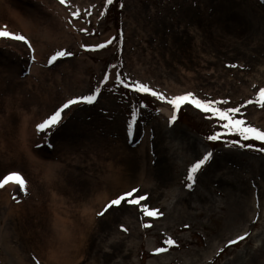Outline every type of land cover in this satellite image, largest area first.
I'll return each instance as SVG.
<instances>
[{
	"label": "rangeland",
	"instance_id": "obj_1",
	"mask_svg": "<svg viewBox=\"0 0 264 264\" xmlns=\"http://www.w3.org/2000/svg\"><path fill=\"white\" fill-rule=\"evenodd\" d=\"M11 173L0 264H264V0H0Z\"/></svg>",
	"mask_w": 264,
	"mask_h": 264
},
{
	"label": "bare ground",
	"instance_id": "obj_2",
	"mask_svg": "<svg viewBox=\"0 0 264 264\" xmlns=\"http://www.w3.org/2000/svg\"><path fill=\"white\" fill-rule=\"evenodd\" d=\"M138 151H139V153L141 155L143 154L142 147H140ZM138 156L139 155H136L133 159L132 158H130V159L120 158L122 160L121 163L125 166V170L130 169V170L133 171L132 174H130V177H132V178H130L129 181L136 179L135 181L141 182L142 180H145V176L147 175V173H149V170L147 169V165H146V162H145L146 161L145 158L144 157H140L139 158ZM133 160H135V161L137 160V162L139 163V167L138 168L135 166V161H133ZM158 161H161V160H158ZM165 166H166V163H165V165H163L161 167L162 171H165L164 170ZM14 174L15 173H13V174L11 173L8 176L4 177L0 184L4 185V187L7 188V189H12L13 187H15L16 183H17V178L15 177ZM97 180H98V182L96 181L95 186L98 187L99 185L104 183L105 178L103 176H100V177L97 178ZM55 184L57 186H59L58 183H55ZM50 185L53 186L52 182H51ZM133 185L134 184H132V186ZM57 191H59L58 187H56V191L53 190V194L52 195L54 196L55 193L57 194ZM92 192H96V193L92 194V197L94 198L95 201H97L99 199V197H101V194L99 192H102V189L100 190L98 188L97 189L94 188V190ZM6 200L8 201L7 198H6ZM181 204H182L183 210H185L186 209V204H184V202H181ZM94 209L95 208L93 207V204H91L90 206L84 207L83 208V212L88 211L89 213L87 214V216L91 219L92 216H93V213H94ZM168 227H172V226L168 225ZM78 243H76V244H78ZM76 244L73 242L71 245H76ZM216 252H217V248H214V244H210L209 245V249L201 252L200 255H199V258L195 259L193 257L190 258V257L184 256L183 257V262L181 264H208L212 260L211 258L213 256H215L214 254ZM160 256H162V255H160ZM163 256H168V255L166 254V255H163ZM165 261L161 262V261L157 260V262H161V264H163V263L170 262V259L167 258V259H165Z\"/></svg>",
	"mask_w": 264,
	"mask_h": 264
}]
</instances>
